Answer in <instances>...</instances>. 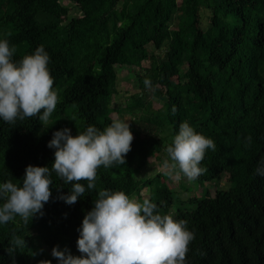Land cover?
I'll return each instance as SVG.
<instances>
[{"label":"trees","instance_id":"trees-1","mask_svg":"<svg viewBox=\"0 0 264 264\" xmlns=\"http://www.w3.org/2000/svg\"><path fill=\"white\" fill-rule=\"evenodd\" d=\"M62 1L0 0V38L15 46L13 58L43 44L60 91L57 107H75L79 120L55 119L39 138L35 133L45 121L38 116L15 124L0 120V181L22 182L29 164L51 167L55 149L48 141L65 126L76 135L90 124L103 129L118 115L130 120L134 140L125 164L100 166L97 188L73 205L59 199L70 185L53 172L44 215L0 225V264H57L52 254L38 256L32 232L51 252L60 245L81 255L78 228L98 190L136 195L145 187L162 214L173 211L195 232L187 264H264V177L255 174L264 157V0H182V5L180 0H68L83 13L72 20ZM177 14L179 60L171 29ZM149 45L163 54L146 55ZM142 58L150 64L144 74L138 72ZM118 67L136 76L139 92L116 107ZM154 99L161 107H153ZM184 121L217 146L207 150L201 162L206 171L195 182H221L231 172L230 187L215 197L184 199L162 180L163 173L144 182L137 178L152 153L163 163ZM14 235L25 237L26 244L10 254Z\"/></svg>","mask_w":264,"mask_h":264},{"label":"clouds","instance_id":"clouds-1","mask_svg":"<svg viewBox=\"0 0 264 264\" xmlns=\"http://www.w3.org/2000/svg\"><path fill=\"white\" fill-rule=\"evenodd\" d=\"M15 52L8 39L0 38V120L15 124L38 116L47 121L60 99L49 67L50 54L43 44L20 60L13 58ZM144 83L152 87L149 79ZM129 121L115 118L103 129L90 124L76 135L67 126L54 131L47 145L55 149L51 167L29 164L22 182L0 181V225L17 217L28 223L37 215L43 216L45 204L52 197L53 172L70 185V191L59 196L68 205L95 190L100 166L126 162L134 140ZM251 139L249 136L247 141ZM216 147L213 138L184 121L165 149L167 157L162 167L174 180L195 181L206 171L201 162L207 150L214 151ZM255 174L264 177V157ZM187 223L162 214L150 199L140 200L124 190L101 188L78 228L77 248L81 255L60 245H55L51 254L57 264H187L188 246L195 238ZM25 244V237L14 235L7 251L14 253Z\"/></svg>","mask_w":264,"mask_h":264},{"label":"rangeland","instance_id":"rangeland-1","mask_svg":"<svg viewBox=\"0 0 264 264\" xmlns=\"http://www.w3.org/2000/svg\"><path fill=\"white\" fill-rule=\"evenodd\" d=\"M179 4L182 5V0L179 1ZM62 5L69 10L68 20H72L73 18H80L83 16V13L81 10L75 6L72 2L65 0L62 1ZM178 14L175 16L171 29H172V35L175 40V58L177 60L180 59L181 54V44L179 41V33H178ZM204 20L203 25L206 27V20L208 17V13H203ZM146 55H153L154 53L163 54V51H155V49L152 46H147L145 49ZM150 64L149 61L145 60L144 58L141 59L139 63L140 69L138 72L140 74H144V70L149 68ZM119 80H118V95L115 97V106L118 107L122 104H125L129 99H131L134 95L138 94L139 89L136 84V76L130 72H126L122 70L121 68H117ZM60 92V91H58ZM152 105L155 108L161 107L160 103L157 99H154L152 101ZM115 118H120L118 115L115 116ZM65 120L70 123H79L78 117H77V110L73 106H68L64 110L59 109L56 107V110L52 113L51 117L44 122V125L42 128H40L36 133V137H42L45 135L49 127L51 126V123L53 120ZM163 159L166 158V156H162ZM163 163H161L160 160L157 159V154L152 153L150 156V165L145 169L142 173L137 175V178L140 181H146L149 178H153L157 176L159 173H163L165 177L162 178V180H166V184L175 190L178 195L183 197L184 199L195 196L202 198L205 194L210 193L212 197H215L216 192L219 189H228L231 185V177L232 175L230 173L225 174L223 180L221 182H214V183H201V182H195V181H189L187 178H182L180 180H174L168 175H166V170L162 167ZM144 187V186H143ZM142 187V188H143ZM138 199L143 200L145 198L152 199L153 193L151 192L150 187H145L141 192L137 193L135 195ZM174 212L172 211V215ZM32 237L34 239V243L37 246L38 250V256L45 257L47 254H51V251L47 248L45 245L41 235L39 233H33Z\"/></svg>","mask_w":264,"mask_h":264}]
</instances>
